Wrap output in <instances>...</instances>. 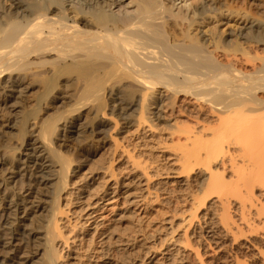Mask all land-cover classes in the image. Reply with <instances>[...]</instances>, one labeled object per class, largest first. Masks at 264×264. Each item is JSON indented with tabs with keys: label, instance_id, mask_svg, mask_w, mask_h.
<instances>
[{
	"label": "bare ground",
	"instance_id": "bare-ground-1",
	"mask_svg": "<svg viewBox=\"0 0 264 264\" xmlns=\"http://www.w3.org/2000/svg\"><path fill=\"white\" fill-rule=\"evenodd\" d=\"M228 4V0H0V107L5 105L1 96L16 99L38 84L33 104L37 110L21 113L20 130L37 119L41 100L72 103L67 113L94 103L96 115L104 108L103 99L115 92L112 112L124 116L137 108L139 125L147 122L150 106L155 108L152 123L166 110L177 119L172 131L184 136L182 145L190 147L188 153L204 150L201 159L189 165L203 164L202 169L210 170L207 178L197 177L203 194L234 185L242 198L239 219L248 234L242 229L232 233L219 219L221 231L210 230L205 240L207 248L215 246L209 254L216 256L208 263L264 264V19L234 21L236 27L226 37L223 30L210 32L205 23L227 19ZM115 7L122 10L114 12ZM57 86L73 87L74 93L57 96L53 92ZM60 118L33 123L38 131L25 145L24 158L9 161L11 168H5L16 174L7 177L12 179L9 183L22 179L20 192L4 184L7 178H0V264L26 263L30 258L25 250L32 241L39 247L32 257L41 264H58L62 248L55 242L57 199L70 162L50 148L49 136ZM68 124L64 126L68 132L78 134L81 125L74 120ZM184 150L174 151L188 155ZM185 156L180 155L182 163ZM189 167L180 170L187 172ZM56 180L54 197L45 201L41 190ZM229 201L219 198L218 206L224 209ZM32 219L38 227L31 226ZM227 238L233 243V258L216 254Z\"/></svg>",
	"mask_w": 264,
	"mask_h": 264
},
{
	"label": "rangeland",
	"instance_id": "rangeland-1",
	"mask_svg": "<svg viewBox=\"0 0 264 264\" xmlns=\"http://www.w3.org/2000/svg\"><path fill=\"white\" fill-rule=\"evenodd\" d=\"M228 3L227 9L231 14L221 20L222 24L220 21L219 24L215 21L205 23L210 32L223 30L221 35L226 37L236 27L234 21L264 19V0H228ZM112 10L118 12L122 7ZM37 85L25 93L22 91L16 99L1 96L5 105L0 107V163L4 161L7 164L0 165V178L15 177L14 171L7 169L11 173L7 174L5 168H11L9 161L13 164L24 158L25 145L35 139L38 131V126L36 128L34 124L33 127V123L61 117L49 136L50 148L70 162L65 188L57 199L60 207L56 215L59 233L55 242L59 250L62 248L58 264H209L216 256H211L209 250L215 246L207 248L205 240L210 230L220 228L219 219L227 224L224 228H231L232 233L242 229L248 234L239 219L238 205L242 198L235 193L236 186L203 194L196 184L197 177L207 178L210 170L202 169L205 165L199 162L201 166H197L198 169L189 165L201 159L204 150L188 153L190 147L182 145L184 136L179 137L172 131L177 119L168 115L166 110L152 123L155 108L150 106L147 122L139 125L137 108L124 116L112 112L111 107H116L111 101L115 92L111 93L110 99H103L104 108L96 115L94 103L91 104L95 106L86 103L79 112L67 113L69 107L73 108L72 103L41 100L38 102L41 106L37 119L29 122L33 128L25 126V130L21 129L22 132L27 130L23 134L20 130L21 113L34 108L35 97L40 91ZM67 88L57 86L53 92L57 96H68L70 92L73 95V87ZM73 120L81 125L79 135L69 133V128L64 127L68 122L70 126ZM175 145L179 147L175 149ZM178 149L188 155L180 152L177 155ZM197 154L201 155L200 158L195 157ZM180 155H186L185 164L180 161L184 160ZM186 164L188 173L183 170ZM180 167H183V172ZM10 180L4 179V184L16 188L19 193L22 179L16 177L9 183ZM57 184V180L53 181L41 190L45 201L54 197L51 192ZM226 197L231 204L221 209L218 200ZM32 222V227H38L36 220L32 219ZM35 242L26 247V257L30 259L23 264H41L38 257H32L39 248ZM63 242L66 247L61 245ZM232 244L231 238L223 240L221 250L216 254L219 257L230 254L233 258ZM222 260L233 263L231 258Z\"/></svg>",
	"mask_w": 264,
	"mask_h": 264
}]
</instances>
